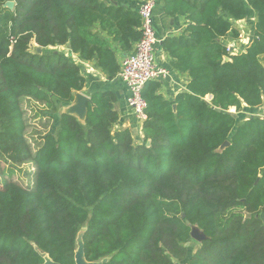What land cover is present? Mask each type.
Masks as SVG:
<instances>
[{"label": "trees", "instance_id": "1", "mask_svg": "<svg viewBox=\"0 0 264 264\" xmlns=\"http://www.w3.org/2000/svg\"><path fill=\"white\" fill-rule=\"evenodd\" d=\"M7 1L0 0V156L32 162L35 179L0 186V264H44V253L76 264L82 230L88 262L264 264V116L237 114L264 107V0H166L168 15L189 21L162 42L172 67L189 74L188 91L166 99L160 81L145 84L139 141L129 128L114 129L112 90L90 94L85 122L59 111L86 78L56 49L68 45L114 80L112 43L133 50L138 10L112 0H14V9ZM251 11L250 45L226 60L225 38L240 34L233 22ZM24 98L58 118L36 149ZM194 227L206 239L194 240Z\"/></svg>", "mask_w": 264, "mask_h": 264}, {"label": "crops", "instance_id": "2", "mask_svg": "<svg viewBox=\"0 0 264 264\" xmlns=\"http://www.w3.org/2000/svg\"><path fill=\"white\" fill-rule=\"evenodd\" d=\"M112 1L115 4L124 5L132 10H138L141 3L143 2V0ZM165 3L166 0H158L157 6L154 10V27L156 30V34L160 39V42L156 46V59L160 65L166 67L169 70V75L165 79L160 81L161 87L159 88L158 92L162 94L166 99H174L178 93L188 91V83L190 80V76L187 72H180L172 67L173 58L167 51L163 49L162 42L167 37L176 36L184 33L189 24V21L186 19L185 16L168 15L165 11ZM250 14L251 17L241 20H235L233 22L234 28H236L240 33H244V26L248 27L249 24L255 25V13L251 11ZM252 18L254 20H252ZM249 19L252 20V23L248 22ZM236 41L237 39H232L229 36L225 38L226 45L230 43L232 45L236 44L235 46H237L238 43ZM112 46L116 51L119 64L121 65V60L125 53L122 52L114 43H112ZM56 49L63 51L67 56H70L77 64L80 65L81 72L86 78V84L84 89L82 91H79L78 93H83L90 98V94L97 90H112L116 93L117 101L115 103V109L119 113V119L115 123L114 129L119 130L129 128L135 133L136 137L140 140L143 137V123H139L137 121L130 107L128 106V98L130 93L125 83L118 77V79L116 78L114 80H110L107 75L102 71V69L97 66L95 60L81 59L79 54L71 52L68 45L58 46L56 47ZM70 106V104L63 105L61 111L69 112L68 110ZM261 112L264 113V107ZM261 112H258L257 114L262 115ZM261 217L264 220V214H262Z\"/></svg>", "mask_w": 264, "mask_h": 264}, {"label": "built area", "instance_id": "3", "mask_svg": "<svg viewBox=\"0 0 264 264\" xmlns=\"http://www.w3.org/2000/svg\"><path fill=\"white\" fill-rule=\"evenodd\" d=\"M157 2L158 0H143L141 3L138 9L141 17V37L135 42L133 50L123 56L117 74L129 89L128 106L139 123H143L146 119L148 104L143 97L145 84L152 80L161 81L169 75V70L160 65L156 59V46L160 42L154 27V10ZM246 41H249L247 42L249 46L252 35L249 37L240 33L236 42L246 45ZM235 45L227 44V56L239 54L246 49L245 45H242V48H239V44ZM231 111L235 112V109Z\"/></svg>", "mask_w": 264, "mask_h": 264}, {"label": "rangeland", "instance_id": "4", "mask_svg": "<svg viewBox=\"0 0 264 264\" xmlns=\"http://www.w3.org/2000/svg\"><path fill=\"white\" fill-rule=\"evenodd\" d=\"M252 20L254 19L252 18ZM252 20L249 19L248 22L252 23ZM253 25L254 24H249L248 27L244 26L243 32L245 36L251 37L254 31ZM247 42L249 41H246V45L245 43H238L239 48H242V45H245V47H247ZM32 46L34 49L35 44H33ZM208 99H210V97ZM23 108L25 109V118L27 121L26 136L32 144V147L36 149L41 143V137L45 133L55 132L58 118L57 115L50 114V117L49 114L44 113L45 107H43L41 104L36 103L31 98H24ZM232 109L235 108H231V110ZM61 110L62 107L59 109V111ZM258 112L260 111L253 112L252 109H246L238 112L237 114L239 119L242 120L243 118L247 119L250 115L256 114ZM263 114L264 113H262L261 116H264ZM136 140L139 141L138 138H136ZM34 179L35 168L33 167L32 162H26L20 165H11L9 162H7V160L0 156V186L4 184L5 180H12L16 181L24 187H28L33 185ZM80 242L81 239H79L78 243Z\"/></svg>", "mask_w": 264, "mask_h": 264}, {"label": "water", "instance_id": "5", "mask_svg": "<svg viewBox=\"0 0 264 264\" xmlns=\"http://www.w3.org/2000/svg\"><path fill=\"white\" fill-rule=\"evenodd\" d=\"M6 7H9L10 9H14L15 6V1L14 0H8L5 4ZM38 52H42V48L38 47ZM226 60H230L229 56L225 57ZM79 91H77L75 93V99L74 101L70 104V108H69V112H65V113H69V114H73L76 117L79 118L80 121L85 122L86 119V114H87V105L89 102H91V98L88 97L87 95L83 94V93H78ZM176 105H174V108L176 109ZM230 145L229 141H225L221 148H225L227 146ZM83 232L84 230L79 232L78 238H77V250H76V254H75V261L76 264H99L98 262H88L85 259L84 256V242H83ZM192 238L198 242L203 241L204 239H206V235L200 231L197 227H194V229L192 230ZM79 239H81V242L78 243ZM45 257V263L44 264H60L58 262H54L49 256L48 254L44 253L43 254Z\"/></svg>", "mask_w": 264, "mask_h": 264}]
</instances>
